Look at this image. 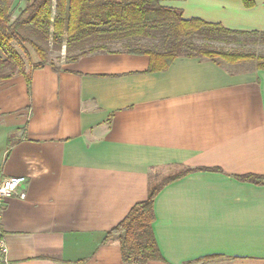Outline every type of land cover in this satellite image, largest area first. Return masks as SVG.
Instances as JSON below:
<instances>
[{
  "label": "crops",
  "instance_id": "0c3cea01",
  "mask_svg": "<svg viewBox=\"0 0 264 264\" xmlns=\"http://www.w3.org/2000/svg\"><path fill=\"white\" fill-rule=\"evenodd\" d=\"M254 2L161 1L185 19L264 32ZM24 4L13 0V16ZM148 61L98 52L45 65L30 94L22 75L0 80V181L26 178L0 219L9 264H123L106 232L146 198L151 171L180 167L223 173L196 170L158 193L163 261L147 264H264V183L234 177L264 175V69L179 56L149 73Z\"/></svg>",
  "mask_w": 264,
  "mask_h": 264
},
{
  "label": "trees",
  "instance_id": "16d2710c",
  "mask_svg": "<svg viewBox=\"0 0 264 264\" xmlns=\"http://www.w3.org/2000/svg\"><path fill=\"white\" fill-rule=\"evenodd\" d=\"M161 1L25 0L24 6L17 8L13 16V0H0V50L4 54V58H0V80L22 75L30 94L34 69L49 65L55 71L60 70L50 57L52 51L64 48L65 58L70 63L92 53H116L111 46L120 42L128 48L125 53L148 56L149 73L164 71L179 56L208 58L217 64L254 60L256 68L264 69V54L220 47L230 43L264 44V32L232 31L198 18L185 19L181 10L166 7ZM241 2L246 8L255 5L254 0ZM238 37L243 40H234ZM142 39L155 41L159 49L135 44ZM195 40L211 46H198ZM15 44L24 54L27 51L23 45H28L37 57L28 72L24 55ZM196 170L223 173L217 167H180L161 178L152 171L148 174L146 198L134 204L126 216L106 232L103 240L118 243L123 264L163 261L152 228L155 198L166 185ZM234 177L255 185L264 183V175Z\"/></svg>",
  "mask_w": 264,
  "mask_h": 264
},
{
  "label": "rangeland",
  "instance_id": "374dc122",
  "mask_svg": "<svg viewBox=\"0 0 264 264\" xmlns=\"http://www.w3.org/2000/svg\"><path fill=\"white\" fill-rule=\"evenodd\" d=\"M21 1L22 0H19V3ZM234 38H236V37H234ZM234 40H243V38L238 37L237 39H234ZM246 40H249V39H246ZM195 43L198 46L208 44V43L202 42L201 40H195ZM135 44H140V45H142L144 47H152V48L157 47V49H159L158 48L159 47V44L156 43L155 41H151V40L142 39V40H139L138 42H136ZM232 44L231 43L230 44H227V45H225V44L222 45L221 44L220 47H223L226 50H242V51L254 52L256 54H264V47H262L260 45L250 46L251 44H246V46L245 45L239 46V45H236L235 43H232ZM208 45H210V43ZM24 46H25V49H27V53H25L26 56H25L23 50L18 45L15 44L16 49H18V51L22 55H24L23 58L25 60V63H28V65H29V67H27L28 66L27 64H26L27 66H25V70L28 72L29 69H30V64L35 63L37 57H36V55L34 54V52L32 51V49L28 45L24 44ZM111 48H112V50H115L117 52H126L128 50V48L122 42L115 43L114 45L111 46ZM20 49H21V51H20ZM50 57L53 60V63L55 65H58V66L59 65H63L65 63H69L66 60V58H65L64 48H62L61 51H52ZM159 178H161V177H159Z\"/></svg>",
  "mask_w": 264,
  "mask_h": 264
},
{
  "label": "built area",
  "instance_id": "2783aa9c",
  "mask_svg": "<svg viewBox=\"0 0 264 264\" xmlns=\"http://www.w3.org/2000/svg\"><path fill=\"white\" fill-rule=\"evenodd\" d=\"M26 178L24 176H12L4 178L0 181V219L3 214V209L7 198L14 194H17L18 189L24 185ZM18 196L20 198L25 197L24 192H19ZM0 264H9L7 257L5 255V242L3 239V234L0 232Z\"/></svg>",
  "mask_w": 264,
  "mask_h": 264
}]
</instances>
